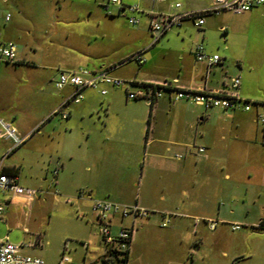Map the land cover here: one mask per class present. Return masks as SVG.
Instances as JSON below:
<instances>
[{"label":"crops","instance_id":"0c3cea01","mask_svg":"<svg viewBox=\"0 0 264 264\" xmlns=\"http://www.w3.org/2000/svg\"><path fill=\"white\" fill-rule=\"evenodd\" d=\"M134 1L135 4L128 5L121 0L125 6H137L141 11L138 14L139 17L144 15L145 21L143 26V20H139L138 25H131L133 37L129 42L126 41L125 45L118 48L106 47L105 49V43L102 41L100 42L101 46L98 47L99 34L104 37L101 30L98 32L99 34L89 31L93 34V38L89 40L88 38L91 36L88 38L83 36L79 42L86 41L89 45L97 46L98 48L93 47L103 55L104 59L99 64L100 66L98 69L91 70L92 73L106 71L109 76L125 83H171V89L165 90L161 98L157 99L152 106H148L142 100L127 98V91H136L137 85L114 88L102 84L100 87L84 90L82 99L78 103L69 101L74 89L66 86L59 90L61 92L58 95L44 92L40 105L41 111L25 126H18L15 116L7 118L0 116L10 122L21 136H26L43 120L48 119L53 110L69 101L62 110L67 114V119H62L58 115L62 124L60 122L56 125L54 118H49L50 120L46 122L43 130L36 135L42 138L37 143L39 145L41 143L43 147L51 150L48 159L52 162V185L56 189V193L65 195L66 202L91 209L93 201L109 200L127 207L137 205L151 212L149 217L143 219L114 217L110 220L109 226L112 235H116L121 229L134 227L127 264H130L131 259L137 262L142 257L137 251L133 252V247L137 243L139 233L143 232L148 219L153 215L157 220L159 218L171 220L169 222L170 225L172 224L169 231L171 235L177 233L176 227L183 220L193 223L192 233L194 235H197L201 230L199 223L205 222L208 231L220 239L226 234L225 221L231 219L239 220L241 223L249 222L250 224L245 225L253 227L264 225V214L260 216L256 214L259 220L253 222L249 217L250 211L236 216V213L231 209L227 211L215 210L213 204L208 201L198 204L187 202L189 193L196 190L194 184L198 182L199 175L203 176L205 170L212 171V166L215 163L219 164L231 159L232 161L242 160L243 175L255 184L254 193L249 197V205L264 209V141L262 140L261 127L257 122L258 116L262 110L264 111V98L246 90L243 92L240 77L234 75V72L229 68L222 67L221 60L213 66H208L206 60L197 61L194 55L197 46L190 50L176 51L172 47L171 37L168 35L175 29L169 30L162 37H166L165 42L154 46L155 44L149 41L151 36L149 14H165L157 6L164 4L166 0L165 2ZM144 1L150 4L149 9L142 7ZM4 2L6 0H2L1 3ZM212 2L213 0L210 1L209 6ZM110 7L112 6H108L106 2L104 9L108 10ZM113 8L116 9L119 16L126 18L119 14L116 7ZM181 8V5L179 8L173 6V9L176 10ZM260 8L264 9V5L255 9ZM183 13L186 12L178 14ZM4 14L6 13L0 8V29L2 26L7 32H15V27L10 22L11 17L8 22L3 21ZM181 27L182 23L177 28ZM94 39L96 43H93ZM0 41L6 42V40ZM90 48L95 50L90 46L86 53L92 54ZM16 50L17 58V47ZM140 52L145 60L143 64L139 65L136 62L128 61L130 57ZM203 53L207 56L204 50ZM116 61L117 66L113 64ZM16 62L19 63V61ZM7 65L11 64L0 65V76ZM232 78H239L240 85L236 94L242 101L233 110L206 109L184 100H174V90L177 88L223 90L226 89L224 84L228 85ZM90 89L94 91H87ZM102 91L106 93L103 95ZM244 102L249 103V111L244 110ZM11 147L10 141L0 140V163L5 174L16 176L17 185L20 187L19 167L13 164L6 166L2 164L4 156ZM199 148H203L204 151L199 153ZM177 155L180 158H177ZM53 171L57 172L55 176L52 174ZM229 177V174H225L224 179L229 180ZM184 181L186 185H184ZM190 182L194 183L191 187L188 184ZM79 193H82V196H79ZM244 193L247 196L248 190H245ZM2 198L6 202L4 213L6 212L8 217L11 214L9 208L13 205H11L12 201L17 203L23 200L25 203L22 207L24 209L29 207L31 210L32 200L29 203L30 199L23 193L14 196L11 200H8L7 194H4ZM243 204H247L246 199ZM184 206L185 209H183ZM247 209L248 207H246ZM179 211L184 213H178ZM26 212H24L25 218L30 213ZM84 215L85 212L82 211L81 217ZM3 221L0 224L5 225L7 231V223L4 218ZM209 222L215 223L213 230L209 229ZM166 223L168 224V221L161 223V227L166 228V225L162 226ZM91 224L97 226L95 222H91ZM240 231L241 229L232 230L231 228V232ZM253 234L254 232L245 231L238 236L245 239ZM261 234H264V230H261ZM199 242L194 247L195 250L201 247V240ZM80 245L89 256L87 264L101 262L105 252L104 246L100 253L90 249L87 244ZM28 247H36V245L24 248ZM69 252L70 250L67 253ZM223 254L227 256L226 253ZM241 254L242 252L237 256ZM69 259L73 264L72 259Z\"/></svg>","mask_w":264,"mask_h":264},{"label":"rangeland","instance_id":"374dc122","mask_svg":"<svg viewBox=\"0 0 264 264\" xmlns=\"http://www.w3.org/2000/svg\"><path fill=\"white\" fill-rule=\"evenodd\" d=\"M123 1L128 5L135 4L134 0ZM210 1L166 0L157 7L165 14L197 12L208 7ZM1 2L0 8L4 13L10 14V22L15 27V32H7L1 26L0 40L16 45V61L19 63L5 66L0 76V116H15L18 126L29 124L39 114L44 92L60 94L61 91L54 85L60 72H90L94 68L98 69L104 59L95 49L101 46L100 42L105 43V49L118 48L133 37V27L128 24L126 18L119 16L113 7L104 9L107 0ZM177 3L182 6L180 10L173 9ZM149 5L148 2H142L145 9H149ZM135 16L138 20H143V26L145 16ZM204 22L200 28L195 27L191 20L182 22L179 29L171 28V31L175 29L168 34L172 47L179 51L201 46L207 56L216 55L222 61V67L229 68L234 75L240 77L243 92L246 90L264 98V9H254L247 13L223 11L204 17ZM100 30L104 37L98 33ZM89 31L99 34L98 47L89 45L86 41L79 42L83 36H91L89 40L93 38ZM165 38L154 46L165 42ZM149 41L152 43L151 36ZM93 43H96L95 39ZM90 46L95 47L94 51L90 48L92 54L86 53ZM113 64L117 66L118 63L116 61ZM260 115L264 117L263 110ZM53 118L56 125L61 122L58 116ZM48 120L50 119L46 118L31 130L32 136L22 146L4 156L3 166L13 164L19 167L20 188L30 199L29 203L32 200V204L30 210L29 207H22L25 203L23 200L11 202L13 205L9 206L10 216L8 217L6 212L3 213L8 232L5 225L0 224V239L7 237L8 241L16 246L36 245L21 248V255L40 258L44 264H57L64 244L69 240L70 252L66 253L67 257L72 259L73 264H87L89 256L80 244H87L90 249L100 253L103 250L98 222L90 209L66 202L65 195L56 193L52 185V162L48 159L51 150L43 147L41 143L39 145L37 142L42 138L36 136ZM212 167V171L205 170L203 176L199 175L197 183H188L190 187L194 184L196 190L189 193L187 202L198 204L208 201L213 204L215 210L231 209L236 216L250 211V220L258 222L257 215H263L264 209L249 205V197L254 193L255 184L243 175L242 160L230 159L215 163ZM225 174H229V180L224 179ZM183 183L186 185L185 181ZM245 190H248L247 196ZM244 199L247 204H243ZM25 211L30 212L26 218ZM82 211L85 212L83 217ZM234 220L225 221L226 234L220 239L208 231L205 222L199 223L201 230L194 235V226L189 220L179 223L176 227L177 233L171 235V220H157L153 215L148 219L143 232L139 233L137 243L133 247V252L137 251L142 257L137 262L131 259L130 264H264V234H261L259 226L253 227L245 225L250 224L249 222ZM165 221H168V224H165L167 227L162 228L161 223ZM91 222L97 223V226ZM233 224L238 225L241 231L231 232ZM245 231L254 234L241 239L238 235ZM200 240L201 247L195 250L194 247ZM240 252L242 254L237 256Z\"/></svg>","mask_w":264,"mask_h":264},{"label":"built area","instance_id":"2783aa9c","mask_svg":"<svg viewBox=\"0 0 264 264\" xmlns=\"http://www.w3.org/2000/svg\"><path fill=\"white\" fill-rule=\"evenodd\" d=\"M150 2H165V0H148ZM108 6L116 7L120 15L125 16L130 25H138L139 20L135 15L140 14L141 11L137 6H125L121 0H107ZM264 5V0H213L212 4L199 12H186L183 14H155L150 13L149 32L152 37V44H156L171 28L179 27L185 20H191L196 27L200 28L204 24V17L218 14L223 11H230L232 13H247L251 10ZM175 8H179L180 4H175ZM129 14V16H127ZM10 14L6 13L2 19L4 22L10 20ZM16 45L12 42L0 41V65L16 63ZM197 61L206 60L208 66L217 65L220 59L217 56L207 57L203 53L201 46H197L194 52ZM128 61L136 62L141 65L144 63L142 52L130 57ZM102 84L110 85L114 88H121L124 86L137 85L136 91H127V98L129 100H142L148 106H152L154 102L161 98L165 90L171 89V83L163 82L159 84H136L135 82L125 83L124 81L109 76L106 71L88 72L86 70L66 71L58 75L54 85L56 89L61 90L66 86L74 89L69 101L78 103L82 99V92L89 88H97ZM240 85L239 78H232L229 84H224L226 89L223 90H206L204 88H188L175 89V101L184 100L192 105L203 106L206 109H222L225 111L235 109L242 101L238 98L236 91ZM103 95L105 91L101 92ZM68 101V102H69ZM62 104L60 107L52 111L49 118L60 115L62 119H67V114L62 110L68 103ZM244 110L249 111V103L244 102ZM48 118V119H49ZM258 124L262 131V140L264 141V117L258 116ZM32 136V132L26 136H21L17 129L7 120L0 118V140H7L12 143V147L8 152L22 146L28 138ZM203 148H199L198 152L202 153ZM7 152V153H8ZM177 158H180L177 155ZM53 176L57 174L52 172ZM23 189L17 185V178L13 175H7L3 172L0 163V222L3 221V213L6 208V202L2 196L7 194L8 200L14 196L22 193ZM82 196V193H79ZM91 212L98 222L99 236L104 246V256L99 264H127L128 254L130 251V244L134 227L130 229H121L116 235H112L110 231V220L114 217L121 219L133 218L143 219L150 216L151 212L133 205L130 207L122 206L111 202L109 200L93 201L91 205ZM163 227L165 224L162 225ZM214 222H209V229L213 230ZM238 225L232 226V230H239ZM8 232V231H7ZM68 241L65 242L62 253L57 264H71V260L67 257ZM25 246H16L11 244L7 237L0 239V264H44V261L37 257L21 255V248Z\"/></svg>","mask_w":264,"mask_h":264},{"label":"trees","instance_id":"16d2710c","mask_svg":"<svg viewBox=\"0 0 264 264\" xmlns=\"http://www.w3.org/2000/svg\"><path fill=\"white\" fill-rule=\"evenodd\" d=\"M258 229H260V230H264V225H260L259 227H258ZM128 258V257H127Z\"/></svg>","mask_w":264,"mask_h":264}]
</instances>
